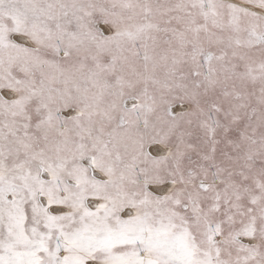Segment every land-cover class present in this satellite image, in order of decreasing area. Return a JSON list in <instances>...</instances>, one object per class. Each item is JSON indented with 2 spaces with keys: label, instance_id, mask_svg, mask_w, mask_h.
Here are the masks:
<instances>
[{
  "label": "snow or ice",
  "instance_id": "6c2138e0",
  "mask_svg": "<svg viewBox=\"0 0 264 264\" xmlns=\"http://www.w3.org/2000/svg\"><path fill=\"white\" fill-rule=\"evenodd\" d=\"M0 264H264V0H0Z\"/></svg>",
  "mask_w": 264,
  "mask_h": 264
}]
</instances>
